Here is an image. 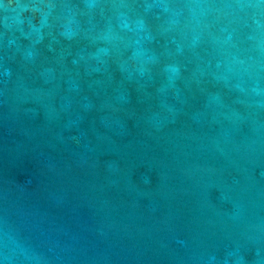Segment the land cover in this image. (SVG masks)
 <instances>
[{
  "label": "water",
  "instance_id": "1",
  "mask_svg": "<svg viewBox=\"0 0 264 264\" xmlns=\"http://www.w3.org/2000/svg\"><path fill=\"white\" fill-rule=\"evenodd\" d=\"M0 264H264V0H0Z\"/></svg>",
  "mask_w": 264,
  "mask_h": 264
}]
</instances>
